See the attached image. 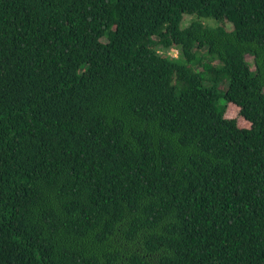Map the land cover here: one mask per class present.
Returning <instances> with one entry per match:
<instances>
[{"label": "trees", "instance_id": "obj_1", "mask_svg": "<svg viewBox=\"0 0 264 264\" xmlns=\"http://www.w3.org/2000/svg\"><path fill=\"white\" fill-rule=\"evenodd\" d=\"M0 264H264V0H0Z\"/></svg>", "mask_w": 264, "mask_h": 264}, {"label": "rangeland", "instance_id": "obj_2", "mask_svg": "<svg viewBox=\"0 0 264 264\" xmlns=\"http://www.w3.org/2000/svg\"><path fill=\"white\" fill-rule=\"evenodd\" d=\"M195 18H196V15L186 14L185 18H184V21H183V25L187 26ZM201 19L204 21V23H207V24H210V25H220L218 20L215 19L214 17H203ZM226 26H227L228 29H232L233 28L232 23H230L228 21L226 23ZM177 52H178V50L175 49L174 52L172 53V55L177 56V54H178ZM247 59L252 64V68L254 69L253 57L251 55H247ZM223 102L226 103L225 99L223 100ZM226 116L227 117H235L240 123L243 122L242 118L240 116V113H239V109L236 106L232 105V104L227 105Z\"/></svg>", "mask_w": 264, "mask_h": 264}, {"label": "built area", "instance_id": "obj_3", "mask_svg": "<svg viewBox=\"0 0 264 264\" xmlns=\"http://www.w3.org/2000/svg\"><path fill=\"white\" fill-rule=\"evenodd\" d=\"M178 53V52H177ZM178 55V54H177Z\"/></svg>", "mask_w": 264, "mask_h": 264}]
</instances>
